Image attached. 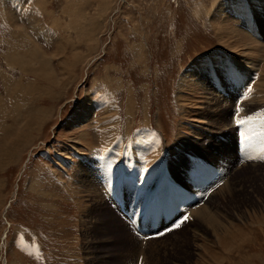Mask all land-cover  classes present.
<instances>
[{
    "label": "rangeland",
    "instance_id": "1",
    "mask_svg": "<svg viewBox=\"0 0 264 264\" xmlns=\"http://www.w3.org/2000/svg\"><path fill=\"white\" fill-rule=\"evenodd\" d=\"M142 248L264 264V0H0V264Z\"/></svg>",
    "mask_w": 264,
    "mask_h": 264
},
{
    "label": "bare ground",
    "instance_id": "2",
    "mask_svg": "<svg viewBox=\"0 0 264 264\" xmlns=\"http://www.w3.org/2000/svg\"><path fill=\"white\" fill-rule=\"evenodd\" d=\"M249 32H247V34H248ZM245 37H246V34H245ZM247 37H249L248 35H247ZM243 74V73H242ZM236 100H238V98L236 99ZM241 100V99H240ZM237 104H238V102H237ZM236 104V107L235 108H237V107H239L240 105H237ZM235 105V104H234ZM242 108V107H241ZM238 119L239 118H235V116H234V118H233V120H231L232 122L230 123L231 125H232V123L235 125L236 123H237V125H239L238 124ZM223 187V186H222ZM139 197V196H138ZM98 204V203H97ZM142 206V205H141ZM97 207V206H96ZM132 208V207H131ZM134 209L136 210V208L134 207ZM118 210V209H117ZM203 211V210H202ZM195 212H199V209H198V211L196 210ZM207 212V211H206ZM127 213H129V212H127ZM200 213V212H199ZM130 214H131V212H130ZM141 214V213H140ZM194 214V213H193ZM135 214L133 213L132 215H130L131 217H133ZM195 216L198 218L197 220H201L202 221V223H203V225H205L206 226V224L207 225H209V223H211V227H213L214 225L212 224V221H213V219H208V221L206 222L205 220H204V215L203 214H198V213H196L195 214ZM141 217V216H140ZM211 217V216H210ZM192 220H194V219H192ZM101 222V221H100ZM194 223V222H193ZM95 224H96V222H95ZM222 224V223H221ZM103 225V224H102ZM115 225H117V224H115ZM95 226V225H94ZM122 226V225H121ZM92 228V227H91ZM210 228V227H209ZM141 229V228H140ZM99 230V229H98ZM220 231H221V233H220V236L221 237H224V234H225V232H227L228 231V229L226 230V231H224V230H221L220 229ZM140 236V235H139ZM90 237V236H89ZM175 237V236H174ZM130 238H132V236L130 237ZM177 238V237H176ZM87 241V240H86ZM168 243V242H167ZM172 244V243H171ZM90 248V247H89ZM92 248V247H91ZM90 248V249H91ZM175 248V247H174ZM89 250V249H88ZM145 254H146V251H144V248H142L141 249V252L139 253V258L137 259V264H145V262H144V256H145ZM149 255V254H148ZM92 263V262H91ZM97 263V262H96Z\"/></svg>",
    "mask_w": 264,
    "mask_h": 264
},
{
    "label": "snow or ice",
    "instance_id": "3",
    "mask_svg": "<svg viewBox=\"0 0 264 264\" xmlns=\"http://www.w3.org/2000/svg\"><path fill=\"white\" fill-rule=\"evenodd\" d=\"M188 219V217L187 216H185L184 217V220H187ZM180 225L178 224V225H176V227H179Z\"/></svg>",
    "mask_w": 264,
    "mask_h": 264
}]
</instances>
